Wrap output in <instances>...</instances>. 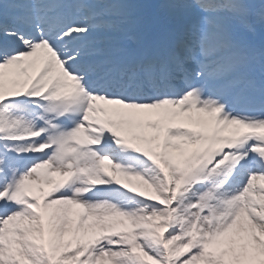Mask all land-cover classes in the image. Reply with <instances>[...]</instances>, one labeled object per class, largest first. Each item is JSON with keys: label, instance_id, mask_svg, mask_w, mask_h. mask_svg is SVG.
I'll list each match as a JSON object with an SVG mask.
<instances>
[{"label": "snow or ice", "instance_id": "1", "mask_svg": "<svg viewBox=\"0 0 264 264\" xmlns=\"http://www.w3.org/2000/svg\"><path fill=\"white\" fill-rule=\"evenodd\" d=\"M0 264H264V0H0Z\"/></svg>", "mask_w": 264, "mask_h": 264}]
</instances>
